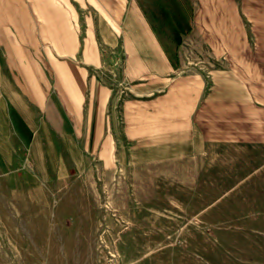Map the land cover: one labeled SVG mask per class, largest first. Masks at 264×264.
I'll use <instances>...</instances> for the list:
<instances>
[{
  "label": "crops",
  "instance_id": "0c3cea01",
  "mask_svg": "<svg viewBox=\"0 0 264 264\" xmlns=\"http://www.w3.org/2000/svg\"><path fill=\"white\" fill-rule=\"evenodd\" d=\"M159 9L0 0V186L264 146V0H193L187 35L162 26L177 0Z\"/></svg>",
  "mask_w": 264,
  "mask_h": 264
},
{
  "label": "rangeland",
  "instance_id": "374dc122",
  "mask_svg": "<svg viewBox=\"0 0 264 264\" xmlns=\"http://www.w3.org/2000/svg\"><path fill=\"white\" fill-rule=\"evenodd\" d=\"M177 2L187 35L193 0ZM28 188L0 186V264H264V146Z\"/></svg>",
  "mask_w": 264,
  "mask_h": 264
},
{
  "label": "trees",
  "instance_id": "16d2710c",
  "mask_svg": "<svg viewBox=\"0 0 264 264\" xmlns=\"http://www.w3.org/2000/svg\"><path fill=\"white\" fill-rule=\"evenodd\" d=\"M179 22H178V24H177V31L179 32V34H183V32H187L188 31V29H189V25L187 24V22L185 21V19H184V21H183V23H182V21H181V19H180V17H179V20H178ZM190 30V29H189ZM180 43H181V41H180Z\"/></svg>",
  "mask_w": 264,
  "mask_h": 264
}]
</instances>
